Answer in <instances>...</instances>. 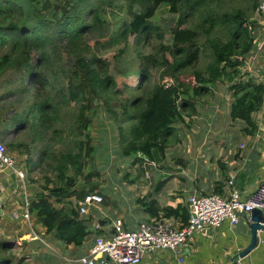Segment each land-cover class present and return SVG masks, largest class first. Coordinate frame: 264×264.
Instances as JSON below:
<instances>
[{"label":"trees","instance_id":"1","mask_svg":"<svg viewBox=\"0 0 264 264\" xmlns=\"http://www.w3.org/2000/svg\"><path fill=\"white\" fill-rule=\"evenodd\" d=\"M213 1L220 0H127L132 11L131 21L123 22L117 35L103 43V47L108 48L121 45L130 36L147 37L155 31L152 20L161 6L169 7L172 14L179 16L172 44L161 46L163 61L151 57L154 66L165 68L160 73V80L150 85V68L145 66L138 85L142 95L133 98L129 107L127 103L124 107L125 122L131 125L126 131L121 129L122 150L125 157L133 159L134 164L143 162L139 154L156 163L161 158L165 159L177 131L176 125L185 123V116L194 117L197 114V98L213 94L219 82L230 84L233 94L231 120L243 123L248 136H254L258 131L253 115L264 107V82L250 78L243 67L253 49L254 31L259 25L249 20L242 11L214 15L208 10ZM248 1L253 12H257L261 0ZM106 7H113L112 0H0V77L9 70H16L32 84L41 82L48 87L51 80L61 77L53 70L56 61L48 51L49 47L66 41L70 52L75 55L70 68L61 70V78L66 83L68 94L63 102L79 105L70 128L81 140L74 145L75 149L55 159L58 164L56 177L45 179L43 191L31 199L29 205L31 218L35 217L48 234H53L67 245L81 246L91 234L78 201L89 193L104 195L98 184L101 173L94 164L97 151L90 127L92 115L96 114L97 100L115 96L118 91L113 89L115 82L108 76L107 68L100 64L101 59L94 53H88L90 45L86 40L99 35L109 26ZM197 13L203 16L200 27L212 50L213 61L203 71H195L196 85L190 92L188 86L182 83L169 85L164 83V79L171 77L177 81L187 68L194 67L200 60L199 31L183 27L188 18ZM219 28H224L226 41L212 37ZM160 37L164 38L163 35ZM35 51L40 54L37 60L33 58ZM167 54L172 57L170 62L165 57ZM50 102L51 97H48L47 101L37 106L39 117L31 122L30 127L40 121L39 127L47 130L50 123L56 121L48 112H57ZM104 106L109 113L117 115L109 99ZM132 108L135 109L133 114L130 111ZM11 147L14 150L18 148ZM26 165L29 178L36 166L29 158ZM61 204H67L69 210L59 208ZM146 211L155 218H159L161 212L166 218H180L182 227L189 219V206L184 205L161 208L157 201H150L146 204ZM8 251V245L0 239V264H16L13 263L15 259L6 255Z\"/></svg>","mask_w":264,"mask_h":264},{"label":"rangeland","instance_id":"2","mask_svg":"<svg viewBox=\"0 0 264 264\" xmlns=\"http://www.w3.org/2000/svg\"><path fill=\"white\" fill-rule=\"evenodd\" d=\"M112 3L113 7H106L109 26L103 29V32L99 35L95 34L86 40L90 45V52L88 53H94L101 59L100 64L107 68L108 76L115 82V88L113 89L118 91L115 96H107L97 100L96 114L92 115L90 127L97 151L94 164L101 173L98 184L102 191H104L103 187L106 189L110 177H118V179L129 182L131 177L136 174V164L133 163V159L125 157L122 150L124 142L121 136V129L126 131L131 125L125 122L124 107L126 103L127 107H129V103L133 98L142 95V91L138 90V85L141 83V70L145 66L150 68V85L160 80V73L165 68L161 69L160 65L154 66L151 62V57L160 62L163 61L162 55L164 51H162L161 46L172 44L173 32L179 22L178 15L172 14L169 11V7L161 6L152 20L155 31L153 30L147 37L130 36L121 45L105 48L103 43L115 37L123 22H130L132 18L131 7L127 0H112ZM208 10L212 13L214 12V15L242 11L248 15L249 20H257L258 18L257 13H254L251 8V2L248 0L213 1L209 4ZM202 18L201 14H194L188 18L187 23L183 26L189 29L196 28L199 31L198 44L202 49L200 60L194 67L187 68L177 81L171 77H166L164 83L169 85L182 83L188 86L189 91L192 92V87L196 85L195 71H203L213 61L212 50L207 42V37L202 33V27H200L203 22ZM224 31V28H219L212 37L226 41L227 35ZM160 35H163L164 38H161ZM67 46L66 41H61L57 43V46L52 44L48 49L56 61L53 70L61 77L63 76L61 70L67 71L75 56ZM39 55L35 51L33 58L37 60ZM165 57L169 62L172 60V57L168 54ZM245 61L243 71L249 73L250 78H253L256 82H264V52H260L253 57H249L248 54ZM36 72L40 73L39 70ZM46 74L50 76V73ZM61 77L58 80H51V84L48 87L41 82L32 84L29 79H24V74L16 70H9L0 77V136L6 143L9 154L16 160L17 167L24 169L28 173L26 165L28 158L36 166H33L35 168L31 177L29 176L28 178L27 176L26 178L30 200L40 193V190L45 185V179L53 180L56 177L58 164L55 159L62 153L75 149L74 145L81 140L76 131L70 128L74 115L79 110V105L75 102L71 104L63 102L64 98L68 97V94L65 90L66 83ZM48 97H51L50 103L57 110V112L53 110L48 112L50 116L56 118V121L50 123V128L47 130L39 127L40 121L35 122V126L30 127L31 122L39 117L37 106L47 101ZM107 99H109L113 111L116 112V116L109 113L105 108L104 103ZM232 100L233 94L230 84L219 82L214 87L213 94H206V97L202 99L197 98L195 102L197 114L194 115V118L188 124L179 123L176 125L175 137L171 140L165 157L174 160L175 166H171L172 168L177 169L180 167L181 170H185L187 179L191 180L190 177H192V142L196 144L207 139L213 145L223 140L237 143L243 137L251 141L250 137L240 135H243L242 129L245 125L240 122H233L230 118V103ZM130 111L133 114L135 109L132 108ZM11 145L18 146V148L14 150ZM206 152L210 153L208 148ZM179 159L184 162L179 164L177 161ZM161 160H164V158H161ZM204 167H201L203 173ZM15 182L13 183L14 185ZM81 184L82 182L79 183V185ZM114 184V186L105 191L109 202L108 205H104L105 207L107 206L106 212H111L110 214L113 216L122 217L126 222L129 218L135 220L140 218L142 215L138 212L139 209H137L134 195L127 191L126 186L119 188L120 182ZM19 191L22 193L23 188L20 187ZM185 196H187V193H183V197ZM21 204L22 208L19 211L16 210L21 215L19 221L24 222L20 225L21 233H29L30 227L23 218L25 211L23 203ZM104 206H101L102 209ZM95 214L97 213L95 212ZM31 223L35 225L33 218H31ZM9 226L15 231L16 225L14 223H10ZM15 232L14 235H16ZM40 237L50 244L53 249H56L50 238L44 234H41ZM3 241L9 247L6 255L15 259L13 263H16L21 255L27 254L33 248H37L39 252H49V247L38 243L29 244L27 250L26 243L28 242L25 240L21 242L22 246L18 244L19 241L6 239ZM23 246L25 248L22 250Z\"/></svg>","mask_w":264,"mask_h":264},{"label":"crops","instance_id":"3","mask_svg":"<svg viewBox=\"0 0 264 264\" xmlns=\"http://www.w3.org/2000/svg\"><path fill=\"white\" fill-rule=\"evenodd\" d=\"M253 117L258 125L257 133L254 136H248L245 133V127H243V135L240 134L250 137L251 141L243 137L237 143L223 140L213 145L207 139L196 144L192 142L191 180L185 176V170L182 169V171L180 167V169L172 168L175 164L171 158L155 162V166L146 162L137 163L136 174L131 177V180L128 179L129 182L118 179V177H110L106 189L103 187V196L106 200L103 206L109 204L105 191L114 186V183L120 182L119 188L126 186L127 191L134 195L138 212L142 216L137 220L129 218L126 222L124 218L106 212L107 206H104L105 209L104 207L102 209V205L99 208H94L90 210L89 215H82L88 222L91 234L81 246L67 245L53 234H48L46 228L39 224L35 217H33L35 225H32L36 228L33 227V231L39 239H35L33 235V239L30 237L31 229L29 233H21L20 225L24 222L19 221L21 218L15 219L13 216L17 212L16 210L19 211L22 208L21 203L24 206L23 196L19 191V183L8 171L0 172V239L19 241L20 246H22L21 242L25 240L28 242L26 243L27 250L28 245L33 243L49 247V252L45 253L39 252L37 248L30 249L27 254H24L30 256L26 264H82L80 260L89 255L96 237H108L113 232L114 223L117 220H121L126 228H134L141 223L157 219L146 211V204L150 201H157L161 208H177L179 205L188 207V199L193 194L207 196L218 191L219 195L227 196L233 189H238L242 197L247 198L264 181V107ZM184 118L185 124H188L194 117L185 116ZM207 148L210 153L206 152ZM177 161L179 164L184 162L181 159ZM202 166H205L204 173L201 169ZM13 180L16 181L15 185ZM183 193H187V196L183 197ZM67 206V204H61L59 208L68 211ZM159 218H166L163 217V212ZM167 219H176V226L182 227L183 225L180 218ZM10 223L16 225V232L9 226ZM96 224L100 225L99 229L96 228ZM41 234L50 238L56 249H53L50 244L42 239ZM260 237L263 242L248 257L241 260L240 264H264V232L260 233ZM250 239L251 231L246 216H243L240 223L234 228L227 223L215 231L196 233L188 237L182 247L181 252L185 257L182 264H233L231 262L233 255L247 247ZM24 248L25 246L22 250ZM24 255H21L19 259ZM140 264L180 263H178L177 253L164 251L145 254Z\"/></svg>","mask_w":264,"mask_h":264},{"label":"built area","instance_id":"4","mask_svg":"<svg viewBox=\"0 0 264 264\" xmlns=\"http://www.w3.org/2000/svg\"><path fill=\"white\" fill-rule=\"evenodd\" d=\"M258 30L254 31L253 49L249 57L264 52V0H261L257 10ZM149 165L155 166L145 156H138ZM8 171L23 188L22 196L25 213L23 218L29 224L32 235L39 239L33 231L29 211L30 195L27 190V172L17 167L16 160L8 152V147L0 136V172ZM104 203V197L98 193H89L78 201L81 214L89 215L90 210L99 208ZM189 219L184 227L176 226V219L157 218L144 222L134 228H126L121 220L114 223L113 232L108 236H97L89 255L83 257L82 264H140L145 254L149 252L173 251L178 255V263L185 261L181 250L188 237L196 233L215 231L225 224L234 228L243 216L249 217L254 209H261L264 215V181L247 198L242 197L238 189L231 190L227 196L211 194L207 196L193 194L188 199ZM15 219H20L17 212ZM99 229L100 225L96 224ZM33 239V238H32ZM263 242L260 237V244Z\"/></svg>","mask_w":264,"mask_h":264},{"label":"water","instance_id":"5","mask_svg":"<svg viewBox=\"0 0 264 264\" xmlns=\"http://www.w3.org/2000/svg\"><path fill=\"white\" fill-rule=\"evenodd\" d=\"M251 231V239L247 247L238 251L231 258L233 264H240V261L248 257L260 245V233L264 232V215L261 209H254L251 215L247 217ZM30 256H22L17 264H26Z\"/></svg>","mask_w":264,"mask_h":264}]
</instances>
